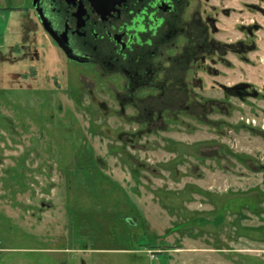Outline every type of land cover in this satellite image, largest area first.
<instances>
[{
	"label": "rangeland",
	"instance_id": "obj_1",
	"mask_svg": "<svg viewBox=\"0 0 264 264\" xmlns=\"http://www.w3.org/2000/svg\"><path fill=\"white\" fill-rule=\"evenodd\" d=\"M203 9L249 51L218 46L149 126L60 60L31 0H0V264H264V0Z\"/></svg>",
	"mask_w": 264,
	"mask_h": 264
},
{
	"label": "flooded vegetation",
	"instance_id": "obj_2",
	"mask_svg": "<svg viewBox=\"0 0 264 264\" xmlns=\"http://www.w3.org/2000/svg\"><path fill=\"white\" fill-rule=\"evenodd\" d=\"M209 1L31 0L37 23L60 60L108 79L121 114L129 106L145 115L149 126L164 124V115L176 104L195 96L201 66L211 71L218 46L223 53L239 47L245 57L249 51L246 41L216 39V17L202 10ZM243 29L253 35L248 25ZM221 87L241 97L250 88L246 81Z\"/></svg>",
	"mask_w": 264,
	"mask_h": 264
}]
</instances>
